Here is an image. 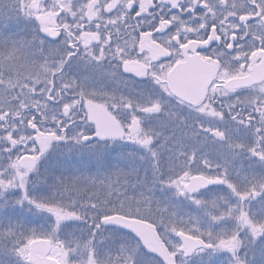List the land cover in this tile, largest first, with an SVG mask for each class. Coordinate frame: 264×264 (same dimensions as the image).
<instances>
[{"label": "snow or ice", "instance_id": "snow-or-ice-1", "mask_svg": "<svg viewBox=\"0 0 264 264\" xmlns=\"http://www.w3.org/2000/svg\"><path fill=\"white\" fill-rule=\"evenodd\" d=\"M0 264H264V0H0Z\"/></svg>", "mask_w": 264, "mask_h": 264}]
</instances>
